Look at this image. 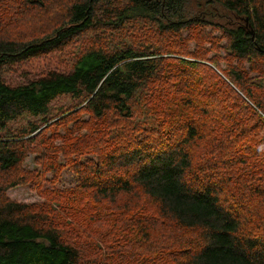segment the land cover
Instances as JSON below:
<instances>
[{"label": "trees", "instance_id": "1", "mask_svg": "<svg viewBox=\"0 0 264 264\" xmlns=\"http://www.w3.org/2000/svg\"><path fill=\"white\" fill-rule=\"evenodd\" d=\"M22 1L40 10L49 0ZM212 10L230 15V25L214 23ZM58 11L49 30L26 42L4 30L15 29L7 13L0 17V173L13 171L29 145H37L35 135L28 137L51 122L47 117L55 100H76V112L93 119L94 131L116 125L115 115L124 119L117 125H127L118 130L124 140L115 128L118 140L111 151H100L99 168L68 163L82 174L79 185L85 190L79 193L93 204L89 209L102 217L106 207L119 202L124 212L115 219L129 221L131 230L114 247L97 250L92 231L87 244L82 238L72 242L51 216L40 219L35 206L5 202L0 204V264H264V87L256 89L249 77L258 73L264 78V0H64ZM208 26L225 41L222 50L231 64L224 71L218 61L186 51L191 41L213 43L204 32ZM193 29L200 33L195 40ZM182 31L190 35L181 38ZM140 38L148 40L135 45ZM73 46L76 54L68 67L58 69L50 55ZM160 75L174 81L166 82L173 89L160 87L165 108L157 119L164 133L137 118L148 85ZM212 77L221 87L209 85ZM170 91L175 93L171 100L166 97ZM224 94L234 106H222L223 112L200 107L208 97L216 101ZM252 101L251 112L260 119L250 125L236 110L237 104L249 109ZM77 113H62L65 117L50 127ZM28 116L41 125L33 122L12 135L8 126ZM109 116L114 122H108ZM81 123L67 134L78 139L88 125ZM175 126L182 130L173 140L169 134ZM207 133L215 136L213 145L228 146L213 149L219 157L215 167L199 164L192 152ZM80 147L75 141L71 152ZM88 150L94 149L83 153ZM50 210L74 224L82 216L66 206ZM152 215L164 232L156 247L150 231L138 226L152 221Z\"/></svg>", "mask_w": 264, "mask_h": 264}, {"label": "rangeland", "instance_id": "2", "mask_svg": "<svg viewBox=\"0 0 264 264\" xmlns=\"http://www.w3.org/2000/svg\"><path fill=\"white\" fill-rule=\"evenodd\" d=\"M62 2H64V0H49L44 3V6H42L40 10H38L39 8H32L31 6L25 5L22 0H0V17H4V14L7 13L12 27L15 28L11 29L6 26L4 30L10 33L11 36L17 37L19 40H23V42L33 39L31 38L32 36L38 35L39 33L50 29L48 22H51L52 20L54 22L59 19L61 13L58 10ZM211 13L212 16L210 18L214 23H218L221 27L229 24L227 21L230 20V15L222 13L217 14L213 10ZM47 14L50 15L47 16ZM241 23H243V21H241ZM193 30L195 31L193 34L195 40L200 33L196 29ZM93 31L94 34L103 33L100 31ZM204 32H207L214 40L213 43L209 44L205 41L197 43L195 41H191L187 44L186 51L190 53L197 52L198 55L207 58L209 61L216 60L218 61L219 69L222 71L226 70L227 63L231 64V60L226 58V54L222 50V47L225 46L222 34L220 31L210 26L205 27ZM88 34L89 37L93 36L91 33ZM188 35H190L189 32L182 31L180 37L185 39ZM140 39H138V43H135V45L137 44L138 46L139 43L144 45L147 42L144 40H148L146 38ZM64 51L65 52L60 51L50 55V59L58 62V69L61 67H68L69 59H72V57L76 54V47H69ZM260 63L263 64L261 61ZM244 66L248 68V64H245ZM171 73H174V71ZM175 74L180 75L181 73L177 72ZM162 75L170 77L169 73L166 72L162 73ZM217 75L219 74L217 73ZM249 77L251 78V84L255 85L256 89L258 87H264V78L262 79L261 75L258 73H251ZM167 81L169 84L174 83V81H169L168 78H162L160 75L159 81L149 84L148 91L146 92L147 98H143L138 106L140 108V115H138L137 118L146 119L148 122L143 125L158 133H164L162 132L164 128L161 125L162 123L160 122V118L157 119L160 114H164L165 108V106H163L165 98L162 95L164 92L160 91V87L165 86L169 89H173V87L171 88L170 85L166 84ZM209 85L221 87L222 84H220L215 77H212ZM254 92L255 90L252 93L253 99L257 97ZM174 94V92L170 91L167 93L166 97L171 100L175 97ZM207 100V104L202 106L200 105L201 108L214 107L215 109L220 110L222 106H234L231 98H229L226 94L218 96L216 101H213L209 97ZM253 101L249 103L247 102L249 109L247 107L244 109L242 105L237 104L238 108L236 110V115L241 117L242 120L248 121L250 125H253L254 121L260 119L258 115L251 112V109H254ZM77 104L78 102L76 100L69 97L59 98L51 104L50 114L47 117V119H51V122L47 125H42L36 132H34V134L28 137L30 138L35 135L37 138V145H29L25 158L15 167L13 171L9 173H0V204L11 202L33 205L39 210L38 217L40 219H43L45 215L46 221H48L51 216L53 222L60 224L59 226L64 230L66 234L65 236L67 238H72V242L75 239L82 238L84 239L85 244H87V235L89 234L88 231H92V234L95 235L97 250L103 249L105 246L108 247L109 245L114 247L125 238V230H131L128 228L129 221H119L115 219L116 216L124 212L122 211L123 204H119L118 202L117 205H113L116 206L114 208L106 207L102 211V217L95 213L94 209H89L93 204H91L85 196L82 197L79 193L80 190H85L81 189V185H79L80 180L83 179L82 174L81 172L75 173L73 168H71V164L68 162L82 163V167L90 165L91 169L99 168V163L101 161V159H99L100 151L102 149L111 151L116 145V140H118L117 137L124 140V135H122L124 132L119 133L118 130L126 127L127 125H117L124 119H119L115 115H112L115 118L116 125H112L110 127L107 126L105 130L97 129V131H94V127L91 125L93 119L90 120L88 114L84 111H78L77 113ZM165 104H167V102H165ZM141 108L149 109V112L143 114ZM64 112L77 113L74 118L76 126L74 127L73 125L74 121L70 122L74 119L69 118L65 122L51 128L50 125L52 123L57 122L62 117H65V115H62ZM220 112L223 111L220 110ZM56 115L59 117L55 119ZM232 115L233 117H236L235 114ZM113 117L109 116L108 122L110 121V118L114 122ZM33 122H36L37 126L41 125V121H37L28 116L11 123L8 126V130L11 131L12 135H19L20 129H27L29 127H27V125L32 124ZM83 122H87L88 125L84 126V128H82L79 132V136L82 138H79L78 136V139H75L67 134V131H72L76 127H79L78 124H83ZM65 125L68 126L66 129H63ZM45 126L48 128H45ZM114 130L119 136H114ZM181 130V128L178 129L176 126L175 128L170 127L169 136H173L174 140L178 138ZM40 131H42V134L39 136L38 134ZM1 137H4V134H1ZM214 138V135L207 133L205 139L199 138L194 143L192 152L199 164L205 163L206 166L215 167L214 164L219 160V157L216 156L213 149L228 147L224 144V142L221 146L213 145L210 140ZM75 141L76 143L77 141L81 142V147L77 149V153L71 152L72 144ZM86 148L94 150H88L83 153V150ZM254 148H256V145ZM253 149H251L252 153L255 152ZM77 157H79V159ZM105 168V165H103L102 170H105ZM86 171H89V168L82 169V172ZM209 172L214 173L215 171ZM60 206H66L71 211H79L82 213V216L78 217L74 224L73 221L60 215H54V213L50 212V207L56 209ZM77 207L83 208L79 210ZM148 209L152 212V208ZM82 219H85L86 221L79 223V220ZM150 219L152 221L147 222V224L138 223V226L140 228L144 227L145 231H150L152 237H154L151 239L152 244L156 247L155 243L159 245L162 243V234L164 232H162L161 228L156 225L158 220L155 215H152ZM151 223L154 225H150ZM168 233H171L170 229H168ZM163 237H174V235H166Z\"/></svg>", "mask_w": 264, "mask_h": 264}]
</instances>
